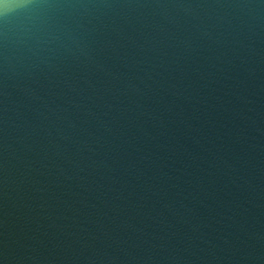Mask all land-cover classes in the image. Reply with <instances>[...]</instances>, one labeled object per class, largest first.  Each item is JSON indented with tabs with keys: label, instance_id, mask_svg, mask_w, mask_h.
I'll use <instances>...</instances> for the list:
<instances>
[{
	"label": "water",
	"instance_id": "95a60500",
	"mask_svg": "<svg viewBox=\"0 0 264 264\" xmlns=\"http://www.w3.org/2000/svg\"><path fill=\"white\" fill-rule=\"evenodd\" d=\"M0 264H264V0H0Z\"/></svg>",
	"mask_w": 264,
	"mask_h": 264
}]
</instances>
